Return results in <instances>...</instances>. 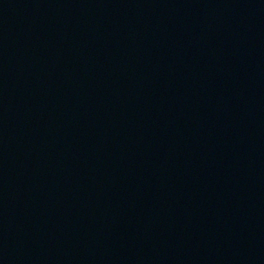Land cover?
Returning a JSON list of instances; mask_svg holds the SVG:
<instances>
[{"label":"water","instance_id":"1","mask_svg":"<svg viewBox=\"0 0 264 264\" xmlns=\"http://www.w3.org/2000/svg\"><path fill=\"white\" fill-rule=\"evenodd\" d=\"M0 264H264V0H0Z\"/></svg>","mask_w":264,"mask_h":264}]
</instances>
